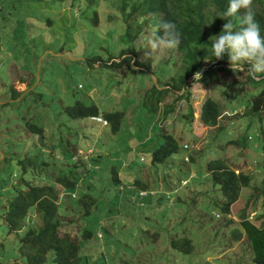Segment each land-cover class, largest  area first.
I'll return each instance as SVG.
<instances>
[{
  "label": "rangeland",
  "instance_id": "obj_1",
  "mask_svg": "<svg viewBox=\"0 0 264 264\" xmlns=\"http://www.w3.org/2000/svg\"><path fill=\"white\" fill-rule=\"evenodd\" d=\"M73 3L0 0V264H29L20 249L27 228L11 232L5 221L8 202L27 183L60 192L59 232L81 243L78 264H255L247 236L233 239L247 196L257 200L249 220L260 226L262 215L255 188L264 171V120L244 112L242 98L250 97L239 87L247 73L219 72L210 84L193 75L187 93H169L158 104L148 91L166 90L181 72L176 48L142 62L159 15L143 21L136 41H127L120 9L102 1L96 16L86 0ZM125 50L137 56L126 55L131 67L120 66ZM209 98L223 112L238 114L222 118L219 127L205 126L201 108ZM78 103L101 113L123 112L120 131L91 117L69 116L66 109ZM167 106H174L168 116ZM35 126L44 134L32 131ZM168 134L179 150L154 163L153 152ZM237 139L240 144H230ZM217 159L253 176L228 215L221 189L206 170ZM61 176L77 179V186L55 184ZM84 195L96 199L89 215L80 202ZM30 216L42 225L34 208ZM87 230L93 236L85 240ZM184 238L192 241V253L171 246ZM54 253L44 264H55Z\"/></svg>",
  "mask_w": 264,
  "mask_h": 264
},
{
  "label": "trees",
  "instance_id": "obj_2",
  "mask_svg": "<svg viewBox=\"0 0 264 264\" xmlns=\"http://www.w3.org/2000/svg\"><path fill=\"white\" fill-rule=\"evenodd\" d=\"M77 1L79 2L80 0H74V3ZM86 1L89 4L88 6L92 5L96 16L100 3L102 1L106 2V0ZM107 5L122 11V18L126 24V33L123 39L127 41H136L141 34L143 21L154 15H159L161 18L155 33L162 34V32H159V25L162 21H172L177 25V30L181 35V42L176 48L180 55L178 63L180 64L181 72H179V77L175 82L171 80L172 83L166 85L168 87L166 90H158L154 87L148 91H152L154 97L157 96L158 104H161L169 93H181L182 91L183 94L187 93V82L197 71L202 70V78L198 82L203 84L212 83L219 72H225L227 75L233 73L228 66L227 54L221 60H216L211 55L212 40L209 39L211 36L218 35L224 23L227 22L221 17L228 6V0H107ZM252 7L255 13V20L260 25L261 35H264V0H253ZM134 25L136 26L134 27ZM206 48L209 49V52ZM130 54L137 57L130 50L123 51L121 57ZM127 56L120 62V66L127 63L131 67V58ZM138 64L139 62L136 65ZM246 67L248 66L246 65ZM259 90L260 92L256 95ZM239 92L246 93L250 97L249 99L242 98V106L244 107V112L247 113L246 116L251 119L256 118L257 121L264 120V76L259 79H253L248 75V80L240 85ZM173 108L174 106H167L165 115L168 116ZM66 112L74 119L101 115L97 106H86L82 103L68 107ZM222 114L223 110L220 109L218 103L209 98L201 108L202 123L205 126L215 127L219 125ZM103 116L108 121L107 127H110L113 133H118L121 129L124 113L111 112L104 113ZM250 127L252 126L249 125L246 128L249 129ZM32 131L40 135L44 134L42 127L35 126ZM243 136L247 137L248 135L243 133ZM230 144L237 145L240 144V141L237 139L230 142ZM262 146L264 149V145ZM178 150L179 143L175 137L171 134L165 135L164 142L153 152V162L162 163L177 153ZM206 170L208 173L211 170L212 181L221 189L224 198L223 214H230L231 208L240 199L243 189L250 187V184H252V174L245 171L241 172L240 170H238L239 174H237L224 159L210 161ZM259 173L262 175L261 182L255 190L262 196V215L258 218L261 220V225L254 224L248 218L250 206L257 207L255 205L257 202L255 195L250 194L245 198L246 208L241 216V225L236 228L233 239L240 241L242 235H246L253 251V263L264 264V171ZM56 183L63 188L73 189L77 186V179L61 176L57 177ZM115 183L117 185L120 184V179L117 178ZM124 188V186H120L121 191H124ZM128 189L134 190L136 187H128ZM59 193L54 186H34L27 183L26 189H17L8 202L5 221L10 231L16 233L27 228L21 239L20 249L26 255L29 264H44L51 250L55 252V264H78L80 260L81 243L70 236L63 237L59 232L62 225L61 215H59ZM80 202L85 208V215H89L95 209L96 199L90 195H84ZM32 208L38 212L43 222L40 227H37L32 222L35 216L32 220L31 216L28 218ZM27 218L31 222L27 221L24 223ZM83 234L85 240L91 239L93 236L92 232L88 230ZM171 246L185 253L194 251L192 241L187 238L178 241L174 239L171 241ZM123 264L132 263L124 262Z\"/></svg>",
  "mask_w": 264,
  "mask_h": 264
},
{
  "label": "clouds",
  "instance_id": "obj_3",
  "mask_svg": "<svg viewBox=\"0 0 264 264\" xmlns=\"http://www.w3.org/2000/svg\"><path fill=\"white\" fill-rule=\"evenodd\" d=\"M252 6L253 0H228V6L221 17L227 22L224 23L218 35L209 37L212 40L210 51L216 60L223 59L224 55L227 54L228 66L233 73L246 72L253 79H259L264 76V35H261L260 25L255 20ZM159 32H162V34L153 33L147 39V48L144 57H142V62L148 58L152 59L153 53L160 54L179 46L181 35L174 22L162 21L159 25ZM206 49L209 52V49ZM245 65L248 67L245 68ZM201 78L202 70L194 73L195 81H200ZM238 108L240 107H234L236 110L241 109ZM102 114L104 113L93 116L91 119L96 121L94 118H101L103 122H96L107 126L108 121ZM237 114L238 111H224L221 119L225 117L232 118ZM219 126L220 124L216 127ZM75 158L78 159L76 156ZM88 159L87 156L84 157L85 161ZM237 174H239V171ZM143 193L145 195H140H148L146 191H143Z\"/></svg>",
  "mask_w": 264,
  "mask_h": 264
},
{
  "label": "built area",
  "instance_id": "obj_4",
  "mask_svg": "<svg viewBox=\"0 0 264 264\" xmlns=\"http://www.w3.org/2000/svg\"><path fill=\"white\" fill-rule=\"evenodd\" d=\"M94 120H96L97 122H103V120L101 118H94Z\"/></svg>",
  "mask_w": 264,
  "mask_h": 264
}]
</instances>
